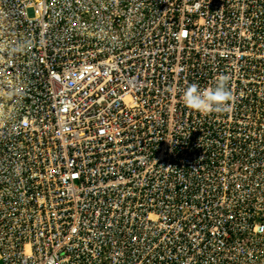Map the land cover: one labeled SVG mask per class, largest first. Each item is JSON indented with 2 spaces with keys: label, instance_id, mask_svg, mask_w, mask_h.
<instances>
[{
  "label": "built area",
  "instance_id": "1",
  "mask_svg": "<svg viewBox=\"0 0 264 264\" xmlns=\"http://www.w3.org/2000/svg\"><path fill=\"white\" fill-rule=\"evenodd\" d=\"M0 264H264V0H0Z\"/></svg>",
  "mask_w": 264,
  "mask_h": 264
},
{
  "label": "clouds",
  "instance_id": "2",
  "mask_svg": "<svg viewBox=\"0 0 264 264\" xmlns=\"http://www.w3.org/2000/svg\"><path fill=\"white\" fill-rule=\"evenodd\" d=\"M229 95L224 83L218 82L213 87H207L201 91L196 84H190L184 90L183 102L190 110L210 113L219 111L222 107V100Z\"/></svg>",
  "mask_w": 264,
  "mask_h": 264
}]
</instances>
